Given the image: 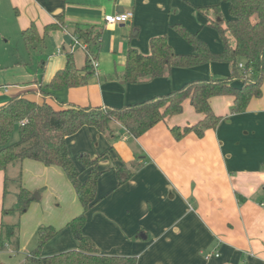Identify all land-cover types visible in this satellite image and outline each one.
Instances as JSON below:
<instances>
[{"label": "crops", "instance_id": "crops-1", "mask_svg": "<svg viewBox=\"0 0 264 264\" xmlns=\"http://www.w3.org/2000/svg\"><path fill=\"white\" fill-rule=\"evenodd\" d=\"M203 5V0H0L2 37L7 30L22 36L32 24L43 36L48 25L57 24L59 18L64 21L62 30L52 31L46 37L58 43L57 51L47 60L40 59L36 76L27 72V68L12 71L11 78L27 77L30 84L27 88L0 80V106L19 95L42 103L39 87L48 84L65 67L67 52L73 53L78 68L84 66L85 49L72 50L78 27L83 31H103L96 53L99 66L89 84L53 91L48 102L55 107L60 102L121 107L168 94L194 80L227 78L231 75L230 65L210 63L173 68L169 76L141 84L124 81L128 50L132 47L149 54L153 37L166 35L176 53L191 54L192 47L175 36L173 26L183 24L202 37V29L197 30L194 20L188 26L182 19L191 18L196 9L213 6ZM2 7L13 9V15L7 19L8 11ZM128 11L134 17L126 24L105 22L107 15ZM201 14L206 22L207 17ZM37 50L33 52L41 53ZM222 50L219 47L214 52ZM78 51L83 54L81 62ZM11 86L16 87L11 91ZM233 105L231 96L211 100L212 109L221 121L202 138L191 133L177 141L170 132L171 127H185L202 120L203 116L186 101L183 111L186 115L174 116L138 139L128 136L119 123L111 137L95 128H83L67 139L73 160L76 156H71V149H75V154L88 153L92 158L104 153L111 155L110 160L99 163L98 170L103 174L98 183V202L87 213L84 228L85 235L101 254L137 257L138 264H264V92L244 112L234 113ZM132 143L140 144L148 157H137ZM141 163L132 178L119 186L113 166L132 167ZM83 168L81 180L85 181L91 170ZM19 171V166H11L7 174L15 179ZM22 172L24 188L34 192L50 186L60 191L58 200L66 203L71 212L57 226L82 212L77 194L60 167L25 160ZM5 177L6 173L0 172V240L2 224L9 225L3 215L4 209L10 210L7 207L10 189L5 191ZM14 188L17 200L18 189ZM8 245L20 249V243L18 247L10 243L5 246ZM77 247V242L69 241V245L55 246L52 250L55 252L49 255Z\"/></svg>", "mask_w": 264, "mask_h": 264}, {"label": "trees", "instance_id": "trees-1", "mask_svg": "<svg viewBox=\"0 0 264 264\" xmlns=\"http://www.w3.org/2000/svg\"><path fill=\"white\" fill-rule=\"evenodd\" d=\"M221 4L227 6L225 17ZM207 17L206 26L218 32L223 50L215 53L209 44L183 24H175L173 29L193 49L191 54H178L174 51L166 35L150 40V53L143 54L136 48L127 53V65L124 81L129 84H141L169 76L173 68H192L210 63L228 64L231 75L227 78H206L185 83L180 88L164 95H156L147 100L121 107L78 106L60 102L56 107L48 102L53 91L62 88L85 86L96 75L93 61H97V52L101 45L103 31H83L78 27L75 36L86 45V60L78 68L72 52L65 53L66 65L56 72L51 81L39 87L42 103H37L25 95L15 96L0 106V172L6 173L5 191L9 183L17 187V207L4 209L3 215L24 214L35 200L34 192L22 185V164L25 160L40 162L47 167H60L73 186L82 212L68 224L77 242V249L53 256H43V248L60 234L53 226L40 227L38 247L27 257L28 264H138L133 256H109L101 254L84 228L87 213L97 204L98 183L103 172L98 170L99 163L110 160V153L96 158L82 153L79 161L90 174L81 180V171L69 154L67 139L83 128H95L107 137L115 135V125L121 124L128 136L141 138L151 129L172 117L182 114L184 103L189 101L194 110L203 116L197 124L170 128L177 141L191 133L199 138L209 129H215L221 117L216 115L211 100L219 96H231L234 99L232 111L244 112L255 98L263 96L264 85V0H219V4L199 9ZM213 17H209L210 13ZM64 21L59 18L57 24L48 25L45 34L40 35L35 24L22 32L26 46L31 50L43 46L46 37L52 31L62 30ZM244 67L241 68L240 64ZM239 82V85L236 83ZM24 123V124H23ZM18 131L19 140L12 143V137ZM141 164L132 167L126 164L114 165L118 176V185L122 186L135 174ZM11 166H19V175L11 179L7 172ZM20 225L1 226L0 248L6 244L19 245Z\"/></svg>", "mask_w": 264, "mask_h": 264}, {"label": "rangeland", "instance_id": "rangeland-1", "mask_svg": "<svg viewBox=\"0 0 264 264\" xmlns=\"http://www.w3.org/2000/svg\"><path fill=\"white\" fill-rule=\"evenodd\" d=\"M187 3L186 5H188ZM203 3H204L203 6H210V5H215L217 3L219 4V1L203 0ZM221 9L225 17L228 18L227 6L225 4H221ZM3 10L8 11L7 12L8 14L4 11V13H6L5 16L7 19L8 17H10V15H13V9L11 8L6 9L4 7ZM191 16H192L191 18L188 17V19L186 18L182 19L184 20V24L187 25L189 24L188 26H192L194 20L197 30L202 29L201 31L202 37L200 36V38L209 44L211 50L214 51L219 47H221L222 49V44L220 42L218 32L215 29L206 26V22H204L206 18L204 19V16L201 14V12L196 9L194 10V14H192ZM209 17H213L212 12L209 14ZM6 34L7 35L5 37H2V35L0 36V80L2 79L3 81L8 80L6 81L8 82V84L16 83L17 84L16 86L19 88H27L30 85L29 81L26 80L27 77L19 76V78L18 77L11 78L13 73L12 71L14 69H19V68H24L25 71V69L27 68L26 69L27 72L29 73L31 72L33 76H36L35 70L38 69L40 59L43 58L47 60V57L49 55L56 54L58 43L56 42L53 43L49 39H46L42 48L40 47L38 48L37 51L41 52L38 54L36 52H33V50L29 49L26 46L22 36L13 34V32L10 30H7ZM175 36L182 41V38L176 32H175ZM66 44L68 46L71 44L70 39L69 41H67ZM81 49L82 48L80 47V50ZM82 55H83L82 51H78V58L80 59V62ZM39 79H40V75H39ZM16 86H11L9 87V89L12 91L15 89L14 87ZM262 89L264 92V85ZM183 113H185L186 115L187 112H183ZM182 114H179L178 116ZM118 138L121 137L118 135ZM18 140H19V134L18 131H15L12 137V143L17 142ZM131 146L133 147V150L135 151L137 157L140 155L148 157V155L145 153L144 149L140 144L135 145L132 143ZM74 150L75 149H71L70 151L72 157L76 156L75 159L72 160L75 162L76 165L77 164L79 165V166L77 165V167L78 168L80 167L79 170L82 172L83 165L80 163L78 159L80 153L75 154ZM13 178L14 177L11 175V179ZM8 186L10 189V194L8 195L7 198L8 199L7 207L8 209L11 208L14 209L17 207V200L14 193L15 184L13 182H10ZM58 192L55 189L51 188L50 186L40 187L39 189L34 191L35 200L32 202L26 213L22 215L18 213H10L5 216V221L7 224L11 226L20 225L19 234H18L20 249H14L13 245L12 246L8 245L3 247L2 248L3 251L2 253H0V264H28L27 263L28 255H30V253L38 247V243H39L38 230L40 227L53 226L57 230H60V234L56 238L51 240L43 248L42 255L48 254V256H53L55 253H52L53 255H49L51 254L49 252H55L52 251L55 246L57 247L62 244L69 245V241H72V243H76L72 236L71 230L67 228V224L72 219L77 217L78 214L73 218H71L66 223H64L63 226L60 227L57 226V224H59V222H61L62 220L66 219L71 212V209L66 203H63V201L61 202L60 200H58L60 191L58 190ZM62 195L66 196L64 193H62ZM39 197H41V199H39ZM36 225H37V227H35L36 231L35 233H33V236L30 238V233L33 232L34 226ZM25 238L28 239V242H26ZM69 250H73V249H68L65 252Z\"/></svg>", "mask_w": 264, "mask_h": 264}, {"label": "built area", "instance_id": "built-area-1", "mask_svg": "<svg viewBox=\"0 0 264 264\" xmlns=\"http://www.w3.org/2000/svg\"><path fill=\"white\" fill-rule=\"evenodd\" d=\"M133 17H134V13L132 11H128V12L121 13V14L107 15L105 17V22L107 24H111V25H113V24H126V23L130 22ZM77 47H81V48L86 50V45L81 43V41L75 36L73 39L72 50H74ZM93 66L95 69H97L99 66L98 62L93 61ZM240 67L243 68L244 64L241 63Z\"/></svg>", "mask_w": 264, "mask_h": 264}]
</instances>
